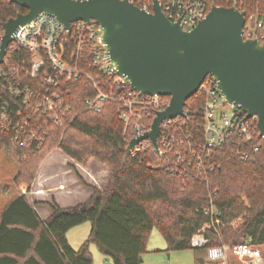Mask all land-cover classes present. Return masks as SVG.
Segmentation results:
<instances>
[{
    "label": "trees",
    "instance_id": "trees-1",
    "mask_svg": "<svg viewBox=\"0 0 264 264\" xmlns=\"http://www.w3.org/2000/svg\"><path fill=\"white\" fill-rule=\"evenodd\" d=\"M209 1L216 7L236 8L264 24V0ZM27 13L9 0H0V41L3 25ZM89 59L83 61V69L108 86L107 78L89 68ZM60 93L69 107L60 114L62 126L39 114L32 118L45 139L41 148L13 146L10 136L0 129V156L9 154L18 166L15 187L30 189L42 162L56 150L83 166L92 159L99 161L110 171L108 184L99 190L76 172L92 196L72 208H61L54 200L40 204L52 213L47 221L25 195L16 197L1 214L0 264H93L92 245L110 257L112 264H143L154 229L166 240L167 253L205 252L193 247L199 234L208 246L264 245V138L257 139L259 151L251 150L246 161L238 157L235 141L215 149L204 159L208 172L204 178L193 172L173 173L151 146L138 156H127L132 132H126L117 104L108 102L102 113L86 111V100L96 96L88 77L63 82ZM186 107L196 113L189 116L187 128L203 141L202 95L191 97ZM212 207L215 214H207ZM86 223L91 224L90 235L76 250L67 234Z\"/></svg>",
    "mask_w": 264,
    "mask_h": 264
},
{
    "label": "built area",
    "instance_id": "built-area-1",
    "mask_svg": "<svg viewBox=\"0 0 264 264\" xmlns=\"http://www.w3.org/2000/svg\"><path fill=\"white\" fill-rule=\"evenodd\" d=\"M158 1L163 13L173 23L180 22L186 32L193 30L216 7L209 0ZM130 2L141 10L153 12L154 0ZM263 27V22H258L255 17H246L244 40L264 44V32H259ZM87 56L89 68L107 78L108 86L83 69ZM81 77H88L96 91L94 98L86 100V111L102 113L108 102L117 104L118 116L126 132H132V140L149 133L157 114L170 106V97L138 92L118 75L107 56L98 25L79 21L73 23L69 31L55 16L43 13L18 31L0 65V129L10 136V143L41 148L45 139L32 118L39 114L53 125L62 126L60 114L69 111V107L62 99L60 86ZM197 94L204 99L203 123L200 125L203 141L196 140L188 130L187 120L196 113L186 107L185 116L162 122L157 150L150 140H144L133 148L131 155L138 156L151 146L171 172H193L204 178L208 174L203 168L204 159L227 142L238 143L237 155L243 161L249 158L251 150L259 151L255 142L263 137L258 118H247L248 112L244 108L228 103L214 77H207ZM212 170L210 168L209 172ZM206 213L215 214L214 208ZM208 244L202 234L193 241L194 248L205 249L211 264H264V245Z\"/></svg>",
    "mask_w": 264,
    "mask_h": 264
},
{
    "label": "water",
    "instance_id": "water-1",
    "mask_svg": "<svg viewBox=\"0 0 264 264\" xmlns=\"http://www.w3.org/2000/svg\"><path fill=\"white\" fill-rule=\"evenodd\" d=\"M27 14L3 25L0 65L20 29L45 13L55 16L69 31L73 23L96 24L102 30L107 56L138 92L170 97V106L157 114L152 130L132 140L131 155L141 141L158 149L161 124L185 116L187 101L214 77L226 101L258 118L264 138V44L244 40L246 14L236 8L213 7L190 32L173 23L154 0L153 12L139 9L130 0H9Z\"/></svg>",
    "mask_w": 264,
    "mask_h": 264
},
{
    "label": "crops",
    "instance_id": "crops-1",
    "mask_svg": "<svg viewBox=\"0 0 264 264\" xmlns=\"http://www.w3.org/2000/svg\"><path fill=\"white\" fill-rule=\"evenodd\" d=\"M59 151L60 150L54 151L42 162L36 180L30 189L23 187L21 189L23 191L21 194H17L12 200L7 201L5 204H0V223L3 211L16 197L21 195L26 196L31 206L43 221H47L52 213L48 207L41 206L40 204L52 203L54 200L61 208H72L86 203L92 196V191L82 185L76 172L88 185L96 187L99 190H104L106 188L108 184V171H103L105 180L100 182L95 177V174L91 173L87 167L76 164L63 152ZM57 160H59V162H57ZM60 160H64L66 164L60 163ZM67 176H72L73 181L69 182ZM86 224L70 230L67 234L69 244L76 250H78L89 237L87 235L88 228ZM94 246L97 247L96 245L91 246L93 258L95 256L94 250L96 249ZM97 249L100 252L98 247Z\"/></svg>",
    "mask_w": 264,
    "mask_h": 264
},
{
    "label": "rangeland",
    "instance_id": "rangeland-1",
    "mask_svg": "<svg viewBox=\"0 0 264 264\" xmlns=\"http://www.w3.org/2000/svg\"><path fill=\"white\" fill-rule=\"evenodd\" d=\"M57 162H59V160H57ZM60 163L64 165L66 164L64 160H60ZM75 163L78 164L77 162ZM80 166L87 167L91 173L95 174V177L100 182L105 180L103 171H108L109 181L110 171L99 161L92 159L87 163V165ZM18 172V166L14 159L9 154L2 153L0 156V204H5L7 201L12 200L17 194H21L23 192L21 190L23 187L18 189L14 184V180ZM67 180L72 182L73 177L67 176ZM86 227L88 228L87 235L89 236L91 224L87 223ZM94 248L96 249L94 250L95 256L93 258V264H112L110 257L100 253L97 247L94 246ZM166 249V240L157 229H154L148 240L147 253L143 256V264H211L207 260L205 252L202 250L193 249L167 253Z\"/></svg>",
    "mask_w": 264,
    "mask_h": 264
}]
</instances>
